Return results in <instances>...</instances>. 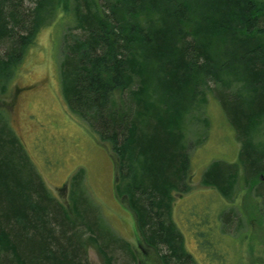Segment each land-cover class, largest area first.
Masks as SVG:
<instances>
[{
  "label": "trees",
  "instance_id": "16d2710c",
  "mask_svg": "<svg viewBox=\"0 0 264 264\" xmlns=\"http://www.w3.org/2000/svg\"><path fill=\"white\" fill-rule=\"evenodd\" d=\"M52 1L53 16L73 17L58 65L63 101L114 157L115 196L132 211L140 240L156 251L167 246L170 255L159 261L170 263L183 238L171 221L173 197L190 191L183 119L193 102L206 104L210 82L221 88L218 99L240 142L244 179H264V151L249 136L264 123V0ZM47 3L0 0V42L7 45L0 55V88L34 44ZM231 82L242 85L234 96L225 94ZM0 120V264H88L86 246L103 264H114L108 246L135 260L128 243L84 204L81 174L71 179L76 221ZM235 171L238 165L213 163L200 184L227 197Z\"/></svg>",
  "mask_w": 264,
  "mask_h": 264
},
{
  "label": "rangeland",
  "instance_id": "374dc122",
  "mask_svg": "<svg viewBox=\"0 0 264 264\" xmlns=\"http://www.w3.org/2000/svg\"><path fill=\"white\" fill-rule=\"evenodd\" d=\"M53 3L48 0L46 10L39 14V22L46 17L45 21L34 44L25 51L22 62L16 64L14 72L4 73L6 76L0 88V117L20 140L50 195L67 206L71 218L76 221L78 219L71 209L74 204L71 199L74 182L71 179L81 174L83 178L81 183L78 181V187L84 204L96 211L108 232L122 242H128L136 256L135 260H130L116 246V249L108 246L114 264H161L160 256L167 254L142 243L132 211L125 201L115 196L114 157L88 125L68 111L63 101L58 65L64 37L73 27V17L72 14L53 16L50 10ZM69 4L74 3L69 0ZM33 6L26 4V7ZM6 48L7 45L0 42V55ZM239 84L231 82L225 94H238L242 86ZM206 86L199 83L202 91L207 90ZM209 86L211 90L205 93L206 104L200 113L197 111L188 117L191 118L185 130L186 152L191 166L190 191L175 193L173 197L172 218L192 260L175 256L172 262L264 264V179L260 175V183L254 178L248 182L244 179L246 175L238 162L240 142L218 99L221 88L214 81ZM120 100L116 95L118 111L121 109ZM249 136L252 146L264 151V123ZM213 163L238 165L239 173L233 182L230 181L231 190L227 197L200 184L203 173ZM86 254L88 264H102L93 247Z\"/></svg>",
  "mask_w": 264,
  "mask_h": 264
},
{
  "label": "bare ground",
  "instance_id": "6f19581e",
  "mask_svg": "<svg viewBox=\"0 0 264 264\" xmlns=\"http://www.w3.org/2000/svg\"><path fill=\"white\" fill-rule=\"evenodd\" d=\"M197 95H199V94H197ZM201 108H202V105L201 104H198V102L196 101V102H193L191 105H190V107L188 108V111H186V114H185V118L183 119V125H184V128H185V130H186V125H187V123H188V120L191 118H189L188 119V117L189 116H193V113L195 112H197V111H199L198 113H200L202 110H201ZM0 124H1V120H0ZM253 132H254V130H253ZM186 132L184 131L183 132V136H182V142H183V146L185 147L186 146ZM189 155V154H188ZM237 175V171H235V174H234V177ZM133 218H134V216H133ZM171 221H174L173 220V218H172V220ZM174 227V226H173ZM177 228V227H176ZM179 229L177 228V230L175 229V227H174V231L175 232H177ZM180 231V230H179ZM126 242V241H125ZM126 243H128V242H126ZM132 244V243H131ZM182 245H183V238H182V240L180 241V244H179V253L177 254V256H183V253H182V249H181V247H182ZM128 246H129V249L132 251V249L130 248V244L128 243ZM89 249V246H86L85 247V252L87 251ZM162 252V251H164L165 252V254H167L166 256H169L170 255V252L168 251V248H167V246H164V245H162V244H159V246H158V248H157V251H159V250ZM159 251V252H160ZM127 256V255H126ZM128 257V256H127ZM102 261V260H101ZM166 263L167 264H173V262H167L166 261ZM102 264H103V261H102Z\"/></svg>",
  "mask_w": 264,
  "mask_h": 264
},
{
  "label": "flooded vegetation",
  "instance_id": "af4514ba",
  "mask_svg": "<svg viewBox=\"0 0 264 264\" xmlns=\"http://www.w3.org/2000/svg\"><path fill=\"white\" fill-rule=\"evenodd\" d=\"M138 248L140 249V247L138 246Z\"/></svg>",
  "mask_w": 264,
  "mask_h": 264
}]
</instances>
